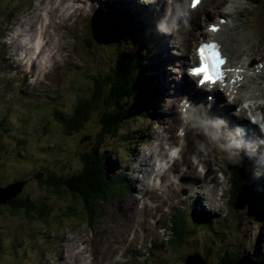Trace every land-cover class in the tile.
<instances>
[{"label":"rangeland","instance_id":"obj_1","mask_svg":"<svg viewBox=\"0 0 264 264\" xmlns=\"http://www.w3.org/2000/svg\"><path fill=\"white\" fill-rule=\"evenodd\" d=\"M39 1L45 6V0H0V186L16 179L25 180L26 185L27 179L31 180L25 188L23 187L22 193L17 195V199H13L17 202L23 200V203L33 207L26 213L21 207L16 210L0 204V264H108L107 261L110 262L109 264H185V258L192 253L197 254L198 262L189 264H228L232 261L230 255H225L219 262L216 256L225 252L226 247H229L228 253H231L233 247L241 256L257 255L264 247V221L260 219L256 223L250 219L249 214L244 212L247 204L238 209V213L229 211L227 198L229 192L234 190L231 180L222 204L221 196L216 189L209 191L198 188L181 176L170 177L175 182V186L164 189L163 201H158L156 197L159 190L151 187L153 184L164 186L165 179L150 175L147 191H142L143 186L139 189L140 184L137 179L141 174L144 177L151 168L147 150L156 148L153 139L159 135L158 133L167 134L169 130H161L164 128L165 119L168 126L173 122V118L180 116L181 107L177 106L178 100L186 101L183 95L187 85L184 83L183 89L179 87L181 91L175 96H172V90L177 79L186 70L183 68L186 65V56L190 57L189 61L193 60L194 47L198 43L196 36L204 35L207 22H217L220 17L232 11V16L240 13L245 17H241L236 23L243 22L246 26L243 28L247 29L249 42L242 40L241 46L246 48L244 51L240 50L235 60L247 59L250 54L248 47L252 44L253 38L256 42L257 38L261 39L264 34L262 0H244L235 8L230 6L229 11L225 12H221L219 8L216 12H211L213 2L220 4L222 0H204L200 8L202 10L208 8L209 12L208 16L203 18L204 14L199 10L198 15H202L203 21L200 23V28L198 26L196 35L186 33L185 37L180 34L190 43L192 42L190 40L196 39L192 45L186 46L184 56L179 55L180 48L172 47L171 39L168 40L169 34L166 39H155L156 43L153 45L145 34H139L138 28L134 29L135 32L131 31V37L124 33L115 37L124 49L128 52L133 51L136 58L144 53L140 63L147 67L151 63L155 68L148 71V76L153 80L150 86L152 88L156 83L160 88L161 96L159 98L156 94L153 97L149 96L152 104L144 105V110L138 113L129 114L122 127L111 136L106 134L97 136L100 131L99 117L102 111L99 110L100 106L89 111L87 122L85 121L82 128L76 131H65L52 114L53 110H57L53 112L64 114V118L73 117L74 112L78 113L75 104L79 100H81L79 106L90 102L94 92L106 97V85L102 84L105 82L103 76L110 67L108 58L112 56L114 59L116 52L113 45L101 41L95 33L106 30V20L110 31L116 27L115 18L107 10L111 8V1L106 0L104 4L102 0H90L93 9H97L99 15L98 12L93 11H90L91 15L86 16L84 13L74 12L65 17L63 25L57 27L58 24L49 22L43 27V40L48 38L50 44L40 46L39 56L29 51L27 54L25 52L22 54V49L19 48L22 42L16 41L15 36L21 32L25 22L27 26L30 25L32 32L27 34L25 40L33 39L35 28L33 19L39 20L37 13L40 7ZM117 7L119 6L114 5L112 8ZM61 8L63 13L69 12L63 4ZM160 16L165 18L162 22L166 27L165 13ZM94 19L102 20L104 30L95 26ZM124 22L129 25L130 21L126 22L124 19ZM41 34L42 26L37 32L40 38ZM86 38L92 41L88 44ZM133 40L136 44L143 43L141 52L138 50L139 47L133 45ZM10 41L16 48L10 45ZM52 45L58 52L49 59L46 54ZM189 49L191 51L187 54ZM14 50L18 54H12ZM43 53H46L44 57L41 56ZM167 56H172L174 61L170 57L166 59ZM182 61H185V64H182ZM167 68L169 75H164V70ZM18 69L29 74L34 83H28L30 79L19 73ZM148 76L146 73L145 79H148ZM162 76L165 78L163 79ZM250 81L244 80L243 88H246ZM255 81L259 86H264L259 80L255 79ZM194 82L195 80L192 79V86L195 85ZM261 82L264 83V79ZM146 90L147 88H144L140 99L147 97ZM165 90H169L170 93ZM190 93L195 92L192 90ZM220 94L224 100L230 99L225 94V90L220 91ZM262 95L260 99L264 100V93ZM173 99L174 103L171 107L170 101ZM250 102L252 101L249 100L247 103ZM183 104L187 105L186 102ZM101 105L104 106L105 103L102 102ZM104 108L106 109V106ZM237 109L238 106H234L231 111L237 113ZM112 116L114 115L105 114V118L109 120ZM258 116L256 112L254 120ZM194 127L196 132L201 131L198 123H195ZM180 138L178 136V140ZM96 139L100 143L97 154L93 155L91 148ZM88 140L90 143L86 144ZM179 141L182 144L185 139L181 138ZM82 154L87 159H99L102 165L105 164V170L106 167L109 168L110 178L114 177L117 180L113 184V191L106 195V200L93 204L91 216L81 210V201L76 193L70 191L60 181L57 192L53 191V185L48 186V182H54L57 178L65 179L78 173ZM212 155L213 151H210L209 156ZM209 156L207 158L210 160ZM180 160L181 156L175 159L174 169L176 162ZM257 168L264 173L262 171L264 166ZM142 169H145L143 173H141ZM37 172H42V177L48 182L30 179ZM246 173L249 185L252 187L264 181L262 174H259L261 180L257 179L255 182V176L247 171ZM211 182L213 180L208 185H211ZM261 185L264 186V182L260 183ZM198 189L203 190L205 192L203 195L210 199V202H205L207 205H203L204 202L201 203L202 206L199 204V197L196 194ZM251 192L253 196V189ZM261 193L264 194V190ZM142 199L149 202L146 207L142 206ZM243 201H246L244 187L237 205H243L245 203ZM176 207L177 210L182 209L184 232L182 243L172 247L166 241L170 235H174L169 229L171 222L168 218L170 211ZM201 207L207 209L200 210ZM193 209L195 213L190 214ZM36 210L42 211L40 219L39 217L36 219ZM160 211L163 212L162 216ZM262 213L264 215V209ZM150 215H154V218L147 221L148 225L142 228L141 224H138L134 227L135 231L130 230L135 221L148 218ZM201 215H205V219ZM91 218L92 222H87ZM163 224L166 226L165 230H162ZM162 232H166L165 237ZM77 237L79 239L76 242ZM155 238H157V249L154 254H149L148 243L153 242ZM115 245L119 246L115 248ZM241 261L252 264L251 259L247 257L241 258Z\"/></svg>","mask_w":264,"mask_h":264},{"label":"bare ground","instance_id":"obj_2","mask_svg":"<svg viewBox=\"0 0 264 264\" xmlns=\"http://www.w3.org/2000/svg\"><path fill=\"white\" fill-rule=\"evenodd\" d=\"M48 1H50L55 7H59L61 14H64L63 9L61 8L62 4H63L64 7H66V9H68L69 11H77L79 13H84L85 16L87 14L91 15L92 13H90V11H93L94 13L98 12L97 14L99 15V11L97 9H96L97 11L93 9V6L90 3V0H47V2ZM86 1H89V3H86ZM140 1L141 0H126L127 5L130 8H132L131 11L133 14L131 12H130V14H132V16L133 15L134 16L131 17L127 11H122V15H121L122 17L120 16L121 18H119V23H120L119 25L121 26V24H122L123 29L129 30L130 31V32H128L129 35L132 33L131 31L135 32L134 29L138 28L139 34L140 35L145 34L148 37L147 39H149L151 41L152 45L156 43L155 39H157V40L166 39L167 34H169L170 38L168 37V40L171 39L172 47L174 46V47H177L178 49L180 48L179 49V51H180L179 55L184 56V52L186 51V46H188V44L192 45V42H195L196 39H193V40L189 39L190 41H192L190 43L188 41V39L181 37L180 33L185 32L189 35L194 36V34L196 33V30L198 29V26L200 28V23H202V19H201L202 15H198L199 10L204 14V16H206V10L205 9L202 10L199 7H197L195 9V12L192 13L191 11H189L188 15L186 17V20L189 23V26H185L182 23L180 17H177L175 19V21L173 22L171 20L170 16H166L167 20L165 21V23H166V27H165V25L162 22V20H165V18L164 17L161 18V16H160V15H163L165 13L164 8H163L164 6L162 3L163 2H169L170 0H166L163 2H161L160 0L152 1V3H153L152 6H146L150 2V0H143L144 3L142 2V4L144 5V7L140 6ZM181 1L182 0H171V3H169L167 5V8H169V10H172V11L178 10L180 12H183L184 9L182 8ZM249 1H252V0H249ZM172 2H174V3H172ZM202 2H204V0ZM243 2H244V0H236L235 5H240ZM222 4H223V2L220 4H216V3L214 4V2H213L211 12L212 11L216 12L218 10V8H220L222 6ZM235 7L236 6H234V8ZM165 10H166V7H165ZM111 11L114 12V11H118V10L111 8ZM208 11L209 10L207 8V12ZM232 13H233V11H232ZM34 17H36V16L34 15ZM241 17H245V16L241 15L240 13H237L235 16H232L231 13L226 15L225 18H226L228 23L221 26L222 29L217 31L215 37L221 43L222 50L228 56V60H227L228 65H236V67H239L242 70L241 71L242 75L245 78H248V80H251L250 81L251 85H249L248 90H247V92L249 93L248 96H251L252 99H256V98H259V94L261 95L262 93H264V86L263 87L259 86L258 83L255 81V78H258V75L249 74V72L252 71L254 73L255 69L259 68V62L263 63L261 69H262V71H264V34L261 36V39H259V40H258V38H259L258 37L256 42L253 38V40L251 41L252 44L248 47L250 54L246 60L242 61L240 58L235 60V57L239 56L240 50L244 51V49L246 48V47L242 48V46H241L242 40H247V29L243 28V26L244 27H246V26L243 24V22H242V24L236 23V21H240ZM124 19L126 20V22H128V20L130 21L129 25L124 22ZM33 21H34L33 26L35 27L39 23V20H37V18H36V20L33 19ZM209 23H211V22H209ZM141 26H144L147 28H145V29L140 28ZM239 27H241V29H239ZM40 28H41V26L36 29V32H34V30H35V28H34L33 35H32V37H38L37 43H38V40L41 39L37 35V32H38V30H40ZM231 31H234V32H231ZM210 34H211L210 32L205 30L204 35H202V36L204 37V36L210 35ZM213 37H214V34H213ZM147 39H145V41H147ZM31 40L32 39L22 41V44L19 46V48L22 49V54H24L23 52H25V50L27 49V45L30 44ZM248 42L249 41L247 40V43ZM165 43H167V42H165ZM36 45H34L33 49L36 48L35 47ZM13 47H15V46H13ZM190 51L191 50L189 49L187 54ZM29 52H31V51H29ZM194 56H196V49L194 50ZM169 57L171 58V60H173L172 56H167L166 59H169ZM256 58L258 59L257 61H255ZM184 62L182 61L181 63L183 64ZM188 62H189V60L187 59L186 64ZM35 65H36V63H34L33 66L35 67ZM181 68L182 67H180V69ZM183 68L185 69V65L183 66ZM167 70H168V68L164 70V75L165 74L169 75ZM159 72L162 73L161 70H159ZM162 75H163V73H162ZM164 78H165V76L163 77V79ZM172 78H174V76ZM191 80H192V78L187 75L186 70H185L182 73L180 82L185 83L187 85V89L185 90V94L183 96H187L188 97L187 101L190 102V106L188 108H186V111L188 113L189 118H179L176 116L175 118H173V122L171 124H169L168 126H166V119H165L164 128H161V130L162 131H165L167 129H169V130L167 131V134L158 133L159 135H156L155 138L153 139L156 142V144L154 145V147H156V148L154 150H151V149L147 150V155L150 157L151 168L149 170L147 169L148 171L144 177L141 176L137 179L138 184H140L139 189H141V187L143 185L142 191H147L148 190L147 188L149 187L147 181L151 180L150 175H152V174L159 175V172H157V170H155V168H154V159L157 156H159V157L165 156L164 148L162 147V143L164 141H167V140L170 142H173V143H177L179 140H178V137L176 136V130L180 129L181 131H183L185 134V137H184L185 143H183L181 145V153H182L181 161L176 162V168L175 169L173 168V166L167 167L166 169H163L162 178L165 179V185L164 186H162V185L153 186V188H155V190H159V192H157V194H156V197H158V201L164 200V189L172 188L175 186V182L173 180H171L170 177L181 176V178H184L185 180L192 182L194 185H197L200 188H203L205 190L207 189L209 191L213 190L218 185V181H216L215 183H213L211 185H208L206 182V178L208 177L207 172L203 173L202 171H200L198 169V166L200 163L205 165V166H209L210 160L207 158V156H209L210 151H213V155L221 152L222 147L226 143V140L222 139V138H218V137L221 136L223 133H232L233 132L232 126L230 124H228L226 121L231 122L234 120V117H233L234 113L231 111V108H232V106L238 104L245 97V95H243L242 93H239V94H236L232 100L226 101L223 99V101L220 102V100H222V95L220 93L213 90V88L202 89V88L197 87L196 85L192 86ZM238 82L239 81H235L234 84L238 83ZM241 83H242V81L240 82L238 87L233 86V85L231 88L229 86H225L224 90H225V92L227 90H230V92H231V90L234 88H237L240 90V88H242ZM164 85H165V81H164ZM179 87L180 86H177L176 82H175L174 88L172 90V96H175L176 93L181 91ZM192 90H196V91L199 90V93H190ZM165 91L168 92L169 90H165ZM208 92L213 93V95L215 96V98L211 101H208L206 98V95ZM169 93H170V91H169ZM160 96H161V93H160V88H159V90L156 94V97L159 98ZM196 100H197L198 104H197ZM178 102H179V100H178ZM173 103H174V99L170 101L171 107L173 106ZM151 104H152V101H151L150 105ZM200 105H205L206 109L205 110L200 109V107H199ZM252 107H253V110L260 109L261 114L264 117V103H261V102L256 103L255 102V103H253ZM241 109H243V107H241ZM215 118L224 119V122L215 121L213 123L212 131H213V134L215 136L214 138L206 139V138L200 136V134L195 131V127L192 124L194 120H196V119H204V120L205 119H214L215 120ZM170 127H172V128H170ZM58 132H60V131H58ZM61 135H62V133H61ZM252 135L254 136L255 133L252 132ZM93 142L95 143V141H93ZM199 142H202V147L198 146ZM67 143H69V142H67ZM240 146H241V144H240ZM189 153H193L197 157V159L193 162H190V160L188 158ZM139 162H140V160H139ZM140 165H141V162H140ZM255 165L262 167V166H264V163L262 165H260V164H255ZM255 165H253V168L250 167L251 168L250 169L251 174L253 176H255L254 181H257V179L261 180V177L259 176V174H262V176L264 177V173H261L259 171V169L257 168V166H255ZM145 166H147V165H145ZM141 171L144 172L145 169H142ZM262 171H264V168L262 169ZM186 173H188V174H186ZM194 177H197L198 179L194 178ZM263 182H261V183H263ZM104 187H105V185L103 186V188ZM263 190H264V186L261 185L260 191L262 192ZM203 193L205 194V192L203 190H201V189L197 190L196 194H197V197H199V202H202V204H203V202L204 203L210 202V199L208 197H205L203 195ZM242 193L244 196V192H242ZM204 197H205V199H204ZM132 202H134V200ZM148 203L149 202H147V200L142 199V206L143 207H146ZM199 204L201 205V203H199ZM203 205H207V204L205 203ZM159 213L161 216L163 215V212L160 211ZM153 218H154V215H150L148 218L141 219L140 221L139 220L135 221L133 223V226H131L132 228L130 230L135 231L134 227L138 224H141V226L143 228L144 226L148 225L147 221L150 219H153ZM78 239H79V237L75 238L76 242ZM127 242L130 244L128 238H127ZM118 246L119 245H115V248H117ZM107 263L109 264L110 262L107 261ZM238 264H247V263L240 260L238 262Z\"/></svg>","mask_w":264,"mask_h":264},{"label":"trees","instance_id":"obj_3","mask_svg":"<svg viewBox=\"0 0 264 264\" xmlns=\"http://www.w3.org/2000/svg\"><path fill=\"white\" fill-rule=\"evenodd\" d=\"M113 16L115 18L116 27H114L113 31H110L108 27V21L106 20V30H104L102 25V20L94 19L96 25L100 30H104L102 33H95L96 37L101 41L109 45H113L114 51L116 52L115 58L113 59L112 56L108 58V66L109 69L106 70L104 73V83L106 85V97L103 94L93 93L90 102H86L84 105H80L79 103L81 100L78 101L75 106H77L78 113L74 112L73 117L66 116L64 118V114L55 113L53 111L52 114L60 124L61 127L67 132L76 131L82 128L84 122L88 120L89 111L96 109L98 106L99 110L101 111V117H99V125L100 131L97 136L101 134H106L111 136L115 134L121 127L124 120L129 116L131 113H138L141 110H144V105H150L151 99L149 96L153 97L154 94H157L159 88L158 85L153 84L152 88L150 86V82L153 81L148 76L149 70H155L153 65L150 63V66L143 65L140 63V60L144 53L138 58L134 56V52H128L127 49H124L120 43H118L115 37L121 34H126L131 37L128 32H126L119 24V18L116 13ZM106 31V32H105ZM108 32V33H107ZM94 38V37H93ZM85 41H88L89 44L92 40L86 38ZM134 43V42H133ZM134 45V44H133ZM143 48L139 47L138 50L141 52ZM114 51L111 53L113 55ZM130 60V61H129ZM144 60H146L144 58ZM148 76V79H145V76ZM29 74H24L27 78ZM144 88H147L146 98L140 99L142 97V91ZM153 95V96H152ZM106 98V100H105ZM104 102L106 109L101 103ZM105 114H113L112 118L106 119ZM76 115V119L74 116ZM87 122V121H86ZM90 143V140L86 141V144ZM99 140L96 139L95 143L93 144L91 151L93 155L97 154V148L99 146ZM101 151L99 150V153ZM82 154L80 157L81 164L79 166L78 173L71 175L68 178L60 179L57 178L56 181L48 182L46 178H41L39 181L43 183L48 182V186L53 185V191H58V181L64 184L70 191L76 193L77 197L80 199L81 203V210H84L89 216L92 215L93 211V204L97 203V201L104 202L106 199V195L113 191V184L116 183V179L110 178V174L108 172L109 168L106 167L105 164H101L99 159H87ZM231 169V176L232 182L235 190L230 192V196L228 197V204L227 208L229 211L234 213H238L236 209V204L239 199L241 188L244 186L243 184L247 185V178L244 174V170L242 167L238 165H230ZM32 175V174H31ZM46 177V176H45ZM18 180V179H16ZM14 181V180H13ZM46 185V184H45ZM105 185V189L103 186ZM246 187V186H245ZM107 188V189H106ZM110 188V189H109ZM109 189V190H108ZM248 199L246 201L249 204L253 203V206L260 205L264 208V197L259 194V192H254L252 195L251 190H249ZM261 198V199H260ZM10 206L11 209L19 210L24 209L26 213L31 211L33 207L29 206L28 203L23 202H7L5 206ZM234 205V206H233ZM36 219L42 217V211L36 210ZM205 219V215H201ZM261 219L264 221V217L256 218ZM183 217L181 214V210H176L172 212V216L170 217V230L172 234L170 235L167 242L170 246L174 247L182 243V233L184 232V223ZM87 222H92V218L89 219ZM191 231V230H188ZM157 238L151 243V245L147 248L149 254H154L157 249ZM229 247L225 248V252L222 254L216 255L218 256V262L223 259L225 255H230L232 257V261L228 264H235L238 260L242 257L240 253L235 252L234 248L232 247L231 253H228ZM241 257V258H240ZM252 264H264V247L261 251L251 259Z\"/></svg>","mask_w":264,"mask_h":264},{"label":"water","instance_id":"obj_4","mask_svg":"<svg viewBox=\"0 0 264 264\" xmlns=\"http://www.w3.org/2000/svg\"><path fill=\"white\" fill-rule=\"evenodd\" d=\"M41 178H42V172H37V173L33 174L32 177H30V179H41ZM25 182H26L25 180H14V181H11L10 183H8L4 186H0V204H5L9 200H11V199L15 198L17 195H19L23 190ZM244 257H247L249 259H253V258L248 257V256H244ZM186 258L187 259L185 260V264H189V263L194 262L196 260L197 254H190V256L188 255ZM190 258H192V259H190ZM240 260H238L235 264H238V262Z\"/></svg>","mask_w":264,"mask_h":264},{"label":"snow or ice","instance_id":"obj_5","mask_svg":"<svg viewBox=\"0 0 264 264\" xmlns=\"http://www.w3.org/2000/svg\"><path fill=\"white\" fill-rule=\"evenodd\" d=\"M216 44L220 47L221 49V52H222V45L219 41H216ZM205 59V62L209 65V67H211V60L209 58H204Z\"/></svg>","mask_w":264,"mask_h":264},{"label":"clouds","instance_id":"obj_6","mask_svg":"<svg viewBox=\"0 0 264 264\" xmlns=\"http://www.w3.org/2000/svg\"><path fill=\"white\" fill-rule=\"evenodd\" d=\"M19 33H20V32H19ZM19 33H18V34H19ZM18 34H17L16 36H18ZM18 72L20 73L21 70L18 69ZM189 74H190V73H189ZM23 75H24V74H23ZM29 83H34V81L30 79V80H29ZM196 83H197V85H199V81H196ZM184 102H185V101L182 100V103H184ZM173 155H175V152H173Z\"/></svg>","mask_w":264,"mask_h":264},{"label":"flooded vegetation","instance_id":"obj_7","mask_svg":"<svg viewBox=\"0 0 264 264\" xmlns=\"http://www.w3.org/2000/svg\"><path fill=\"white\" fill-rule=\"evenodd\" d=\"M43 175H44V174H43ZM27 180H28V181H27L26 185H27L29 182H31V180H30V181H29V179H27ZM6 184H7V183H6ZM26 185L24 186V188L26 187ZM24 188H23V189H24ZM21 193H22V192H21ZM21 193H20V194H21ZM20 194H19V195H20ZM16 197H17V196H16ZM16 197H15V198H16ZM16 199H17V198H16ZM16 199H11V200L8 201V202H14V201L17 202ZM22 201H23V200H21V202H22Z\"/></svg>","mask_w":264,"mask_h":264}]
</instances>
